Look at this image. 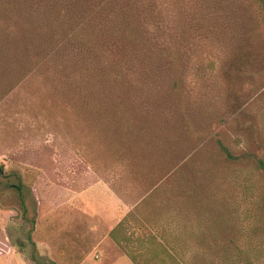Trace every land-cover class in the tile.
Masks as SVG:
<instances>
[{
  "label": "rangeland",
  "instance_id": "obj_1",
  "mask_svg": "<svg viewBox=\"0 0 264 264\" xmlns=\"http://www.w3.org/2000/svg\"><path fill=\"white\" fill-rule=\"evenodd\" d=\"M256 1L154 0L157 15L132 0L148 36L133 68L109 74L93 51L67 40L78 59H66L55 43L23 36L17 10L5 14L0 229L11 245L51 264L36 247L53 220L56 235L90 260L114 255L90 243L118 225L120 264H220L223 238L239 239L264 264V13ZM102 40L99 49L122 62L119 46Z\"/></svg>",
  "mask_w": 264,
  "mask_h": 264
},
{
  "label": "trees",
  "instance_id": "obj_2",
  "mask_svg": "<svg viewBox=\"0 0 264 264\" xmlns=\"http://www.w3.org/2000/svg\"><path fill=\"white\" fill-rule=\"evenodd\" d=\"M145 1L153 8L151 13H156L154 0H142L143 5ZM256 4L264 13V0H257ZM13 11L14 15L22 18L25 30L23 36L38 40L40 43L53 42L61 52H66V59L68 56L69 59L77 60V56L67 52L72 50H68V45L65 44L67 40L69 44L73 41V45L75 48L78 47L80 52L86 49L88 52L90 50L96 53L95 57L104 61L103 68L108 74V69L116 68L118 64L131 67L130 64L137 60L138 51L142 49L140 47L142 38L148 36L141 26L140 15L137 14V8L132 0H0V21H4L5 14ZM84 17L86 25L80 21ZM257 18H260L259 14ZM99 28L102 29L101 33ZM102 37L109 38L119 46L117 48L111 42L116 47L115 50L122 54V62L114 59L113 51L107 53L106 50L99 49L104 41ZM221 150L229 160L237 159L224 147H221ZM258 168L264 171V164L259 162ZM3 171L4 167L0 164V175ZM13 187L20 202L22 217L25 218L27 208L22 195L23 187L21 184ZM200 239L207 241L204 234ZM219 243L222 245L221 255L218 257L220 264L225 263L227 259L239 264H254L250 259V250L242 246L239 239L223 238ZM31 259L34 264H40L34 255Z\"/></svg>",
  "mask_w": 264,
  "mask_h": 264
},
{
  "label": "crops",
  "instance_id": "obj_3",
  "mask_svg": "<svg viewBox=\"0 0 264 264\" xmlns=\"http://www.w3.org/2000/svg\"><path fill=\"white\" fill-rule=\"evenodd\" d=\"M45 225L51 226V235L49 239L42 241L41 245H37L36 253L45 256L51 264H120L124 262L123 257L118 254L117 241L113 233L118 225L115 228H110L105 236L97 237L96 240L90 243L94 246H113L114 255L110 254L112 257L109 258V261L105 250L99 252V255L96 256L97 260H90L88 253L74 248V242L71 238H66V241H64L65 236L62 232L56 235L53 230V220H50V223H45ZM55 239L57 244H55ZM0 264H34L31 257H27L25 248L21 245H11L10 236L4 228L0 229Z\"/></svg>",
  "mask_w": 264,
  "mask_h": 264
}]
</instances>
